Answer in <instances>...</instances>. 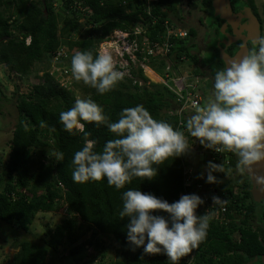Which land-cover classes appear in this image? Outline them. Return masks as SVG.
Returning a JSON list of instances; mask_svg holds the SVG:
<instances>
[{
	"label": "trees",
	"instance_id": "16d2710c",
	"mask_svg": "<svg viewBox=\"0 0 264 264\" xmlns=\"http://www.w3.org/2000/svg\"><path fill=\"white\" fill-rule=\"evenodd\" d=\"M52 1L0 0V64L9 66L21 77H28L35 66V71L40 73L35 74L38 82L31 84L30 91L16 97L18 117L12 130L7 159L0 163L1 242L10 240L11 247H18L11 264H46L47 256L51 258L52 264H59L56 262L59 247L72 245L91 231L88 244L97 234L112 237L116 242L115 264H171L164 255H146L142 249L133 251L125 243L128 219L119 218L123 206L122 193L129 188L138 189L173 202L183 194L198 192L197 177L203 170L198 166H189L191 163L183 156L158 166V175L154 180L143 181V178L135 177L130 185L120 190L110 186L106 179L74 183L72 159L74 153L83 147L84 137L82 133L69 134L59 119L60 113L73 107L77 99L75 91L66 85L72 79L68 80V77H72V56L78 51H89L94 57L100 54L99 43L113 29L123 30L132 22L141 23L137 17L141 10L138 8L137 11L126 12L125 8L133 9L130 0H60L61 10L64 11V14L61 11L60 14L54 12ZM244 1L248 6H256L255 0ZM174 3L173 0L154 1L150 16L143 13V21L150 23L152 17L157 18V22L150 26L152 38L157 32L161 35L173 27H176V31L177 27L186 29L187 35L175 38L177 34L173 33L168 40L165 39L167 34H163L162 38H154L171 44L164 54L159 50L154 56L136 52L137 60L145 58L144 61L162 76L165 83H147L149 80L144 69L130 62L128 55V61L115 64L124 75L112 91L100 95L87 85H81V90L83 96L101 105L113 122L119 119L122 109L143 105L155 119L170 123L191 139L186 122L195 111L191 108L176 111L183 103L186 91L173 92L172 83L166 78L170 66L176 69L179 66H193L191 75H201L204 73L201 66H207L214 79L218 70L226 68L222 53L230 56L239 44L232 43L225 52L219 47L218 40L212 41L211 50L207 51L210 58L206 62L199 61L202 57L196 48L199 45L195 42L196 31L184 23L183 14L176 11ZM81 23L87 26L86 34L74 38ZM27 37L28 43L25 42ZM133 37L131 34L128 38L131 40ZM261 38H264V31L257 41ZM137 43L140 45L139 39ZM225 44L227 46L229 43ZM250 47L255 52L259 46L256 42ZM74 48L76 52L70 53ZM68 53V58L62 57ZM210 88L212 90L213 86L210 85ZM85 131L90 134L89 139L96 141V151H101L106 141L114 138V134L104 126L85 123ZM198 148L201 151L202 146L199 144ZM199 151L191 155H197ZM58 152L64 154L62 162L55 159V153ZM219 165L222 170L220 175H224L228 169L241 170L239 158L232 152H229V163ZM189 167L191 172H188ZM189 177L191 182L186 185ZM234 180L231 178L221 182L217 179L213 184L202 180V185L215 188L216 195L226 197L224 210L220 217H215V205L212 204L214 190L207 189L209 200L198 210L199 214L210 217L207 236L194 249L193 257H183L180 264L263 262L264 202L252 196L250 179L241 178L236 183L238 191H234L233 186L227 183ZM60 209H64L66 216L52 228L46 225L43 244L39 245L22 236V232L29 231L38 213ZM236 232H239L238 239L233 237ZM83 247V244H77L69 253L74 256ZM60 259L62 261L63 256Z\"/></svg>",
	"mask_w": 264,
	"mask_h": 264
},
{
	"label": "clouds",
	"instance_id": "9594fccd",
	"mask_svg": "<svg viewBox=\"0 0 264 264\" xmlns=\"http://www.w3.org/2000/svg\"><path fill=\"white\" fill-rule=\"evenodd\" d=\"M134 2L131 3L133 9L124 10L129 13L139 8L141 11L137 17L141 23L132 22L123 29V33H129L128 37L135 25L148 22L143 21V9L150 8L151 14L154 8V1ZM170 30L169 37L173 33L177 34L175 38L187 35L178 27L177 31L176 27ZM179 32L183 34L179 35ZM158 33L154 38H162ZM148 36L154 39L150 36V26ZM116 40L113 45L116 52L127 58L131 47L128 48L126 40L120 37ZM257 43V51L215 73L212 95L187 120L188 133L202 146L201 151L199 148L194 151L195 143H190L183 131L155 119L143 105L122 109L119 119L113 122L93 99H76L73 107L62 111L59 116L65 131L72 135L82 133L84 137L83 147L74 153L72 159L73 182L84 184L106 179L110 186L120 190L130 185L135 177H141L143 181L154 180L158 166L165 165L170 159L173 161L196 151L206 154V149L216 153H235L241 171L254 161L264 159V38ZM71 72L76 81H82L100 95L112 91L124 75L117 70L110 55L97 54L94 57L89 51H78L72 56ZM85 123L106 127L114 138L106 141L101 151H96V141L88 138L90 134L85 131ZM208 156L206 154L208 163L197 178L213 184L217 182L214 173L221 169L219 164L209 161ZM55 159L62 162L64 154L55 153ZM189 166L196 167L193 162ZM213 190L215 192V188ZM122 201L119 218L128 219L125 243L133 251L142 249L146 255H164L171 264H180L181 259L207 236L210 217L198 213L205 200L197 193L183 194L178 200L169 202L151 192L129 188L122 193ZM212 201L218 203L220 198L213 196Z\"/></svg>",
	"mask_w": 264,
	"mask_h": 264
},
{
	"label": "rangeland",
	"instance_id": "374dc122",
	"mask_svg": "<svg viewBox=\"0 0 264 264\" xmlns=\"http://www.w3.org/2000/svg\"><path fill=\"white\" fill-rule=\"evenodd\" d=\"M173 2H175V0H173ZM255 2L258 7V11L264 21V0H255ZM52 6L54 8V12L56 13L59 12L61 14L62 3L59 4V0H53ZM176 11H178L180 14H183V11H181L180 8L178 7ZM79 28L80 29L78 30V33H76L74 38H79L82 36V34H86L85 33V30L87 29L86 25L81 23L79 25ZM263 30H264V27H263ZM119 37L121 38L122 36L120 35ZM27 40L28 39H26L25 42H27ZM208 43H210V41H205L204 45H207ZM114 44H115L114 42H111V44H106L102 46L99 45L98 49H100V54L110 55L113 58L114 63L116 61L123 63L124 61H121L122 57H120V52L119 53L118 51L116 52V48L113 47ZM128 48L130 47L128 46ZM196 48H197L198 54H200V56L202 57V60L199 59V61L206 62V59L210 58V56H208V53L205 52L206 47L203 45H198ZM71 52H76V48L71 50L70 53ZM62 57L68 58L69 53L66 56L63 55ZM144 59L136 60L134 61V63H136L139 67L144 69L143 72L149 80L147 83L149 82H154V83L160 82L161 83V79L159 78L158 74L151 70L150 68L151 66L149 65V63H146ZM141 63L143 64V66L140 65ZM35 68L36 66L32 69L28 77H24V76L21 77L18 74H16L9 66L5 64H0V90H1L0 91V163L1 164L7 159L8 152H9V142L12 136V130H13V127L18 117L17 109L15 106L16 97L19 94L28 93L30 91L31 84L34 82H38V78H36L35 74H40V73L36 72ZM192 68L193 66L191 67L179 66L176 69L170 66L168 70L170 71V73H167V74L169 75L171 79H175V78L184 79L185 80L184 83H186L193 90H196L195 91L196 94H198L200 97L203 96L201 97V103L199 105V107H201L207 103L208 98L212 95L211 91H213V89L211 90L210 85L213 86L214 84L212 81L211 82L213 85L210 84V80H213V78L210 77L209 73L207 72L202 73L201 74L202 76H198V77L196 74L191 75L190 72ZM51 73L53 72L51 71ZM188 73L189 75L186 76ZM68 80H70V82H67L66 85L69 86V88H71L70 90L75 91L77 99L78 98L87 99L86 96H83L82 90H81V85L82 87L86 85L83 84L82 81H79V82L76 81L73 78V76L68 77ZM202 93H204V95ZM197 107L198 106L193 107L192 110L195 111ZM194 111H192V113ZM191 139L195 140V138H192V137ZM197 155L190 154V155L185 156V159L188 160L189 164L193 162V164L196 166L201 165L198 168H201L204 171L205 163H208L206 161V155L203 154L202 152H199ZM201 161L203 162V164L201 163ZM228 170L225 171L224 175H220L221 171L215 172V176L221 182L226 181L227 179H231V178L235 179L236 181L234 180L232 182H227V183L229 186H233L234 191H238L236 187L237 186L236 183H239V180L241 179V177L237 175L235 171H228ZM202 180L203 179L198 178V183L196 185L198 189L197 194L199 195L202 192L201 191ZM221 197L223 199L226 198L223 196ZM64 216H66L64 209H60L56 212L38 213L35 219L33 220V222L31 223L29 231L22 232V236H24L26 239L34 243L41 245L43 244V239L46 237V229H47L46 225L52 228ZM254 225L255 224H253V226ZM90 235H91V231L87 232L76 243L72 245H68L67 247H64V248L59 247L60 251H59L58 259H56V262H58L59 264H115V260L117 259V255H116L117 244L113 240V238L106 237L101 234H97V235H94L93 239L91 240V244H88L87 241ZM233 237L235 239H238L239 232L233 233ZM1 239H0V264H11V260L13 259L14 255L17 253L18 247L17 248L11 247L10 240L2 243ZM80 243L84 245L83 249L80 251V253L74 256H71V254L69 253V250L73 249L75 245L80 244ZM193 252L194 250L187 255L189 259L190 257L191 258L193 257V254H194ZM62 256H63V260L60 261L61 260L60 258H62ZM78 258H80L79 261H77ZM46 264H52L51 258L49 256H47L46 258ZM259 264H262V260L259 261Z\"/></svg>",
	"mask_w": 264,
	"mask_h": 264
},
{
	"label": "flooded vegetation",
	"instance_id": "af4514ba",
	"mask_svg": "<svg viewBox=\"0 0 264 264\" xmlns=\"http://www.w3.org/2000/svg\"><path fill=\"white\" fill-rule=\"evenodd\" d=\"M178 1V3H177ZM224 7L229 8L232 15L235 16L233 19V23L236 26V29H239L241 25H243L247 18L241 17L240 21L237 22V18L240 14H243L245 9H249L250 14L253 15L257 21H258V33L257 35L260 37V35L263 33L262 28L264 27V21L258 11V7L255 2V7H252L251 5H247L244 0H223ZM243 5H241V3ZM178 8H180L181 11H183V21L187 26L194 27L196 31V39L195 42L199 45H203L206 47L205 52L208 50H211V42L212 41H219V47L222 48L223 51H225L232 43H238V47L236 50L241 46L242 39H237L234 42H231L235 35L233 28L226 19L221 18L220 15L215 13L214 8V0H175L174 3ZM240 34L245 35L246 33L244 31H241ZM205 41H210L207 45H204ZM226 41H229L230 43L226 46ZM252 40L246 41V46L248 48V55L252 52V48L250 45H253ZM255 45V44H254ZM235 50V51H236ZM235 51L233 53H235ZM227 52V51H225ZM232 53V54H233ZM231 54V55H232ZM201 71L204 73H209L210 69L207 66L202 67ZM202 76V75H197ZM209 76L212 77V75L209 73ZM213 78V77H212ZM214 80V79H213ZM213 80H210L214 83ZM203 164V162H202ZM206 165V163H205ZM235 172L237 175H239L241 178H248L250 179L246 174H244L241 170L238 168L235 169ZM225 182V181H223Z\"/></svg>",
	"mask_w": 264,
	"mask_h": 264
},
{
	"label": "built area",
	"instance_id": "2783aa9c",
	"mask_svg": "<svg viewBox=\"0 0 264 264\" xmlns=\"http://www.w3.org/2000/svg\"><path fill=\"white\" fill-rule=\"evenodd\" d=\"M147 3H150L152 1H156V0H146ZM131 3L134 2V0H130ZM126 1H124L123 4H125ZM136 3V1L134 2V4ZM133 4V5H134ZM143 12H145L146 14H150V8H144L143 9ZM142 15H140V19H142ZM156 18H153V21L148 24L146 23L145 25H142V24H137L135 25L133 28H132V31L131 34L134 36L133 39H132V45H131V50L128 51L129 55H131L130 57L133 59L135 58V52L138 51L139 53H147V54H150L154 51H160L162 54L166 53L168 51V49L171 47V44L168 43V41L166 40H162V41H158V40H154V39H151L149 38L148 36V27L149 26H152L153 23L155 22ZM167 32H169V34L171 33V30L168 28L167 29ZM119 34V32L115 31L113 35H116ZM129 33L128 32H124L122 33L123 36H126L128 35ZM169 34H167V36L165 37V39L168 40V37H169ZM179 35H182L183 32H179L178 33ZM141 35L142 37V40H141V43H140V47H138V44H137V36ZM117 41V40H116ZM116 41H112L111 39L110 40H103L101 43H100V46L102 45H106V44H111V42H116ZM144 58V57H143ZM141 66H143V64L141 63L140 64ZM173 84H174V88H172L173 92H178V91H181L184 86L182 85V82L181 80H179V78H175L173 79ZM197 95H191L189 92H186V96L183 100V105L180 109H184V108H187V107H195L198 105L199 103V100H198V97H196ZM189 138V137H188ZM191 140L190 143H195V147H194V151L197 150V148L199 147V142H196L195 140L193 139H190L189 138V141ZM209 161H213L215 162L216 164H228L229 163V152L228 151H225L223 153H216L214 151H210L209 152ZM191 168H188V172H191ZM191 182V178L189 177L186 181V185L190 184ZM212 188V187H210ZM201 196L205 199V200H209L208 199V195L206 193V188L205 186L202 185L201 187ZM198 193V192H197ZM213 196H217L220 198V201L218 203H213L212 201V204L215 205V217H220L221 216V211L224 210V205H225V200L226 199H223L221 196H218L216 195V190L214 192V195Z\"/></svg>",
	"mask_w": 264,
	"mask_h": 264
},
{
	"label": "water",
	"instance_id": "95a60500",
	"mask_svg": "<svg viewBox=\"0 0 264 264\" xmlns=\"http://www.w3.org/2000/svg\"><path fill=\"white\" fill-rule=\"evenodd\" d=\"M214 8L216 14L220 15L221 18L226 19L227 22L235 28L233 29L235 37L232 40L230 39V41L234 42L237 39H242V44L235 53L230 56L222 53L225 66L228 67L233 61L241 60L248 55L246 41L252 40L254 44L257 42L259 25L257 19L250 14L249 9H245L244 13L240 14L236 20L239 22L241 17H245L247 20L239 27V29H236V26L233 23L235 16L232 15L229 8L224 7L223 0H214ZM241 31H244L246 34H240ZM226 43L228 44L230 42L226 41ZM243 172L250 178V190L254 199L264 202V159L254 161L251 165L245 166ZM248 264H252L251 261Z\"/></svg>",
	"mask_w": 264,
	"mask_h": 264
},
{
	"label": "bare ground",
	"instance_id": "6f19581e",
	"mask_svg": "<svg viewBox=\"0 0 264 264\" xmlns=\"http://www.w3.org/2000/svg\"><path fill=\"white\" fill-rule=\"evenodd\" d=\"M179 29H180V31H184L185 33L187 32V30L186 29H183V28H180L179 27ZM115 31H117V32H119V34H117V36L116 35H113L114 34V32H110V34L108 35V36H106L103 40H114V41H116V39L121 35L122 37H121V39L122 40H126V43H125V45L128 47H131V45H132V39L130 40L129 38H128V36H123L122 35V31L123 30H120V29H116ZM132 31V30H131ZM163 34H169V32H165V33H162L161 35H163ZM131 35V34H130ZM139 37L140 38H138L137 37V40L139 39L140 40V43H141V40H142V37H141V35H139ZM27 39L29 40V37H27ZM102 40V41H103ZM101 41V42H102ZM100 42V43H101ZM100 43H99V45H100ZM138 44V43H137ZM138 47H140V45H138ZM98 52L100 53V49H98ZM136 52H138V51H136ZM136 52H135V58H131L130 56L131 55H129V53H128V55H129V57H130V59H131V62H134V61H136L137 60V54H136ZM158 51H154V52H152V53H150V54H147L146 53V55H152V56H154L153 54H156ZM160 52V51H159ZM161 53V52H160ZM140 54H142V53H140ZM122 55L123 54H120V57H122ZM121 61H128L127 60V58H125V57H122V59H121ZM119 61H116L114 64H117ZM148 66V65H147ZM149 68V67H148ZM151 68V67H150ZM151 70L153 71V72H155L152 68H151ZM167 72H165V74H166ZM156 74V73H155ZM159 76V78L161 79V83H165L164 81V79L162 78V76H160V75H158ZM166 78H167V80L168 81H170L171 83H172V86L171 87H173L174 88V84H173V79H171L170 77H169V75L168 74H166ZM179 80H181V82H182V85L184 86V88L181 90V91H186V92H189V91H193V89L191 88V87H189L186 83H184V79H181V78H179ZM191 95H197L196 97H198V100H199V103H198V107H199V105H200V103H201V97L198 95V94H196V92H193V93H191V92H189ZM182 105H183V103L181 104V105H179V107H178V109L176 110L177 112H179V111H181L182 109H180L181 107H182ZM189 108H193V107H187V108H184L183 110H185V109H189ZM196 110V109H195ZM187 137H189V136H187ZM205 152H206V154H208L209 155V150L208 149H206L205 150ZM205 154V155H206ZM222 171V170H221ZM225 172V171H224ZM206 188H210V186H206ZM205 200V199H204ZM205 202H207V200H205Z\"/></svg>",
	"mask_w": 264,
	"mask_h": 264
}]
</instances>
